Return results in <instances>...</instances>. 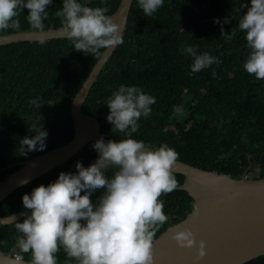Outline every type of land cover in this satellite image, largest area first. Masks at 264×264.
I'll return each instance as SVG.
<instances>
[{
    "label": "trees",
    "instance_id": "1",
    "mask_svg": "<svg viewBox=\"0 0 264 264\" xmlns=\"http://www.w3.org/2000/svg\"><path fill=\"white\" fill-rule=\"evenodd\" d=\"M62 2L52 0L47 6L44 29L61 27L56 12ZM118 2L87 0L88 6L107 7V15ZM245 3L250 5V0H164L163 6L148 17L138 0H132L122 32L123 43L115 46L101 67L81 111L98 121L104 137L123 139L124 134L113 132V125L106 120V101L120 84L139 87L156 103L151 105V114L138 121L139 129L133 138L154 147L166 143L179 154L177 160L204 170L231 177H239L246 170L249 178L264 177V80L243 68L250 51L238 28ZM27 14L26 8L19 14V29L9 28L0 35L33 30ZM221 28L224 33L236 34L228 39L221 35ZM186 46L195 47L198 53L208 52L220 63L194 73L192 57L182 51ZM99 55L75 50L67 37L44 43L0 45V181L18 167L16 162L70 139V102ZM37 98L42 103L39 109L29 103ZM175 106H181L185 115L176 116ZM34 121L47 132L46 147L22 155L20 141L34 135L29 131ZM94 143L84 144L65 161L9 193L0 201V217L23 208V194H31L36 186H47L60 172L76 173L78 161L84 166L96 159ZM115 170L110 167L105 174L111 177ZM173 174L179 185L182 174ZM101 193L102 190L92 193L94 204ZM160 199L168 220L156 236L181 220L192 203L191 197L177 188ZM23 219L24 216L16 221ZM16 221L0 225V251L30 261V253H20L16 247ZM56 256L57 264L68 261L63 250ZM243 264H264V254Z\"/></svg>",
    "mask_w": 264,
    "mask_h": 264
},
{
    "label": "clouds",
    "instance_id": "2",
    "mask_svg": "<svg viewBox=\"0 0 264 264\" xmlns=\"http://www.w3.org/2000/svg\"><path fill=\"white\" fill-rule=\"evenodd\" d=\"M51 3L52 0H0V32L19 29L18 16L25 8L31 29L43 31L46 9ZM138 4L150 17L164 0H138ZM242 8L246 11L238 28L250 50L243 68L264 80V0H250V5L245 3ZM107 11V7L88 6L87 0H63L56 15L61 18V31L75 50L99 55L101 49L123 43L120 26ZM235 34L224 33L221 28V35L228 39ZM182 51L192 57L194 73L220 63L217 57L198 53L193 46ZM29 103L38 109L42 105L39 98ZM155 103V98L139 87L120 84L106 101V120L113 125V132L123 133L125 138L107 143L102 138L96 140L93 148L98 156L94 163L84 167L78 161L76 173L60 172L47 186L41 184L31 194H23V206L30 213L22 214L23 221L15 223L19 233L16 247L20 253H30V264H57L56 254L61 250L75 264H153L154 239L168 220L160 197L177 188L173 166L179 155L166 143L154 147L133 138L139 129L138 121L151 114ZM174 114L179 117L185 112L175 106ZM29 131L34 135L20 141L22 155L46 147L47 132L41 124L34 121ZM110 167L116 169L111 177L105 174ZM97 190L102 193L94 204L91 195ZM173 239L180 247L195 246L198 257L205 255L204 241L197 242L190 229L175 232Z\"/></svg>",
    "mask_w": 264,
    "mask_h": 264
},
{
    "label": "water",
    "instance_id": "3",
    "mask_svg": "<svg viewBox=\"0 0 264 264\" xmlns=\"http://www.w3.org/2000/svg\"><path fill=\"white\" fill-rule=\"evenodd\" d=\"M132 0H119L108 14L123 32ZM66 38L61 27L43 31L27 30L0 35V45L20 41H46ZM114 47L103 49L74 94L69 114L73 133L70 139L31 158L16 162L18 167L0 181V201L16 188L31 181L72 156L84 144L111 138L99 132L98 121L81 111V104L101 67ZM116 141V140H113ZM97 159V158H96ZM88 162L84 167L94 163ZM173 173L183 176L177 189L192 199L190 211L166 227L154 239L153 264H243L264 254V177L249 178L244 170L239 177L204 170L176 160ZM30 212L25 207L0 217V225L10 224ZM188 228L197 242L205 243V255L197 256L196 247L185 248L173 239L175 232ZM0 264H30L15 255L0 251Z\"/></svg>",
    "mask_w": 264,
    "mask_h": 264
},
{
    "label": "bare ground",
    "instance_id": "4",
    "mask_svg": "<svg viewBox=\"0 0 264 264\" xmlns=\"http://www.w3.org/2000/svg\"><path fill=\"white\" fill-rule=\"evenodd\" d=\"M13 255H15V256H17V257H20L19 255H17V254H13ZM21 258V257H20Z\"/></svg>",
    "mask_w": 264,
    "mask_h": 264
}]
</instances>
